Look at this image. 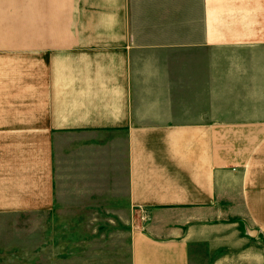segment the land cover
<instances>
[{
	"label": "crops",
	"instance_id": "crops-1",
	"mask_svg": "<svg viewBox=\"0 0 264 264\" xmlns=\"http://www.w3.org/2000/svg\"><path fill=\"white\" fill-rule=\"evenodd\" d=\"M0 13V220L87 201L129 264H264V0Z\"/></svg>",
	"mask_w": 264,
	"mask_h": 264
},
{
	"label": "rangeland",
	"instance_id": "rangeland-1",
	"mask_svg": "<svg viewBox=\"0 0 264 264\" xmlns=\"http://www.w3.org/2000/svg\"><path fill=\"white\" fill-rule=\"evenodd\" d=\"M13 30L0 27V39ZM76 204L54 214L0 220V264H129L132 221L94 213L87 201Z\"/></svg>",
	"mask_w": 264,
	"mask_h": 264
}]
</instances>
